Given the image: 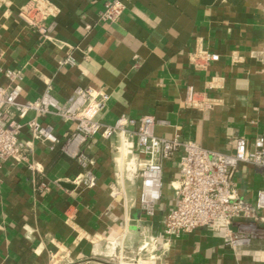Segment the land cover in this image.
<instances>
[{"label": "crops", "instance_id": "0c3cea01", "mask_svg": "<svg viewBox=\"0 0 264 264\" xmlns=\"http://www.w3.org/2000/svg\"><path fill=\"white\" fill-rule=\"evenodd\" d=\"M30 1L0 0V66L21 72L22 101L50 87L67 105L78 88L91 87L109 96L94 116L104 128L152 116L157 136L222 154H235L238 138L264 136V0H48L56 7L43 23L52 26L48 37L19 18ZM115 1L122 16L102 20ZM202 52L219 59L206 63ZM12 85L1 76L0 86ZM189 87L214 107L190 108ZM39 122L59 142L34 140L27 162L0 168V264H125L144 247L156 264H264V240L232 248L207 228L163 239L181 153L164 162L162 200L148 218L139 205L143 158L121 147L135 142L136 126L71 143L74 122ZM21 137L33 140L26 125ZM235 183L253 203L264 175L241 164Z\"/></svg>", "mask_w": 264, "mask_h": 264}, {"label": "built area", "instance_id": "2783aa9c", "mask_svg": "<svg viewBox=\"0 0 264 264\" xmlns=\"http://www.w3.org/2000/svg\"><path fill=\"white\" fill-rule=\"evenodd\" d=\"M120 2L106 5L101 19L116 22L123 14ZM56 16V7L48 0H31L19 12V18L28 26L39 28L48 37L52 26L43 23ZM91 51V48H88ZM206 63L218 61L217 55L202 52ZM196 58V54L193 55ZM2 52L0 51V63ZM73 63V60H67ZM205 65L199 67L204 68ZM4 76L11 87L0 86V168L9 160L27 162L33 152L34 140H44L57 144L59 139L49 127L39 122V117L56 116L64 121L76 124L69 142H83L87 137L103 135L110 137L117 132L126 133L125 124L136 126L133 132L135 142L124 140L121 147L129 153L143 158L139 163L141 186L139 205L148 218L157 213L162 200L164 162L181 153L179 168V186L175 188V202L164 219L163 239L191 234L200 228L224 233L225 242L232 248H241L254 240H264V188L259 190L255 202L249 203L239 196L235 183V172L239 165H251L264 175V136L253 141L246 138L236 140L235 154H222L207 150L193 141L167 139L154 133L155 120L152 116H143L137 120L121 119L114 127H103L94 116L106 108L109 96L91 87L78 88L67 105L53 95L48 87L36 100L22 101L21 72L3 69L0 66V78ZM215 100L198 93L194 88L187 90L186 104L195 109H211ZM35 118L26 122L29 113ZM27 126L33 140L22 139V129ZM120 158H124V153ZM78 155V154H77ZM246 222L233 231L235 222ZM125 264H156L146 248L138 255L126 259Z\"/></svg>", "mask_w": 264, "mask_h": 264}, {"label": "rangeland", "instance_id": "374dc122", "mask_svg": "<svg viewBox=\"0 0 264 264\" xmlns=\"http://www.w3.org/2000/svg\"><path fill=\"white\" fill-rule=\"evenodd\" d=\"M123 263H126V261H122Z\"/></svg>", "mask_w": 264, "mask_h": 264}]
</instances>
